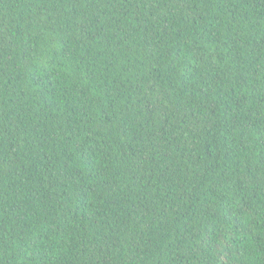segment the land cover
Here are the masks:
<instances>
[{
	"label": "trees",
	"instance_id": "trees-1",
	"mask_svg": "<svg viewBox=\"0 0 264 264\" xmlns=\"http://www.w3.org/2000/svg\"><path fill=\"white\" fill-rule=\"evenodd\" d=\"M0 264H264V0H0Z\"/></svg>",
	"mask_w": 264,
	"mask_h": 264
}]
</instances>
